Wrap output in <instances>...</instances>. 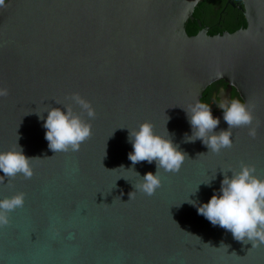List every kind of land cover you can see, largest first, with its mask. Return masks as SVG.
Segmentation results:
<instances>
[{"label":"water","instance_id":"1","mask_svg":"<svg viewBox=\"0 0 264 264\" xmlns=\"http://www.w3.org/2000/svg\"><path fill=\"white\" fill-rule=\"evenodd\" d=\"M202 1L5 0L0 88L9 94L0 97V151L19 136L24 153L40 158L30 179L9 183L0 171V199L26 193L0 226V264H264V245L237 241L198 211L219 192L223 170L244 162L264 177V0H240L244 28L189 35ZM218 80L227 84L220 103L235 88L255 104L259 126L255 138L247 127L233 129V146L216 154L186 139V108ZM72 93L94 107L93 134L79 151L54 153L47 110L64 108ZM212 113L215 131L227 130L223 110ZM146 120L188 154L179 172L161 170L152 196L136 191L140 178L127 170L130 130ZM134 167L141 177L157 170L155 161Z\"/></svg>","mask_w":264,"mask_h":264},{"label":"clouds","instance_id":"2","mask_svg":"<svg viewBox=\"0 0 264 264\" xmlns=\"http://www.w3.org/2000/svg\"><path fill=\"white\" fill-rule=\"evenodd\" d=\"M4 6L5 0H0V8ZM8 94V89L0 88V97ZM69 100L70 103L64 104V108L51 107L47 110L45 139L54 153L79 151L81 145L93 134L91 120L95 118L96 112L91 102L79 93L70 94ZM218 106L223 110V119L228 124L227 130L219 132L215 129L220 124V118L213 116L208 103L197 100L186 108L192 128V134L186 137L188 141L201 139L209 152L219 154L233 146L232 130L235 128L247 127L248 134L256 137L259 125L253 124L254 103L231 99L222 101ZM84 114L89 119H85ZM18 140L19 136L10 149L0 151V171L4 173V177L9 178V183L17 175L30 179L34 175L33 162L40 158L27 156ZM129 140L133 151L128 158L133 167L127 170L134 171L140 178L134 184L136 191L148 196L154 195L162 186L161 170L177 173L188 158V154L173 142L168 131L166 134L158 133L153 122L148 120L140 124L138 129L130 130ZM143 161H155L156 172L149 171L141 177L134 166ZM229 171L232 172L231 176L228 175ZM223 172L219 192L199 206V213L213 225L230 231L237 241L245 244L251 242L252 247L264 245V177L257 174L255 165L244 162H241L239 170L229 168ZM0 182H3V178H0ZM133 193L130 194V199L133 198ZM25 196L24 192H16L0 199V226L10 223V214L24 206Z\"/></svg>","mask_w":264,"mask_h":264},{"label":"trees","instance_id":"3","mask_svg":"<svg viewBox=\"0 0 264 264\" xmlns=\"http://www.w3.org/2000/svg\"><path fill=\"white\" fill-rule=\"evenodd\" d=\"M193 16L194 19L190 20L186 25V31L189 35L197 33L201 28H205L206 25L215 27L213 30L208 31L211 35L224 31L233 32L246 26L243 8L238 6L226 7L225 0H203L195 8ZM218 26L220 28H217ZM219 86L226 87L227 84L224 80L212 83L203 93L201 101L208 103L212 93L217 91ZM232 99H240L242 101L235 88L232 90Z\"/></svg>","mask_w":264,"mask_h":264},{"label":"flooded vegetation","instance_id":"4","mask_svg":"<svg viewBox=\"0 0 264 264\" xmlns=\"http://www.w3.org/2000/svg\"><path fill=\"white\" fill-rule=\"evenodd\" d=\"M226 1V7L231 6V7H236L238 6L239 8H241V2L240 0H225ZM206 30L207 32L210 30H213L215 27L206 25ZM217 28H220V26H218ZM221 87H225V86H219L218 90L213 92L208 104L211 106L212 108V112H215L219 109L218 104L220 103L219 98L217 97V94L219 93V90ZM232 99V98H231Z\"/></svg>","mask_w":264,"mask_h":264}]
</instances>
